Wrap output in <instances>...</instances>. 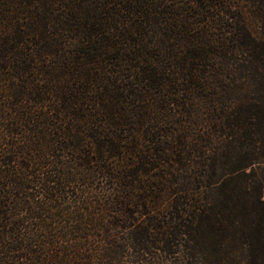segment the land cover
<instances>
[{"label": "trees", "instance_id": "16d2710c", "mask_svg": "<svg viewBox=\"0 0 264 264\" xmlns=\"http://www.w3.org/2000/svg\"><path fill=\"white\" fill-rule=\"evenodd\" d=\"M0 264H264V0H0Z\"/></svg>", "mask_w": 264, "mask_h": 264}]
</instances>
